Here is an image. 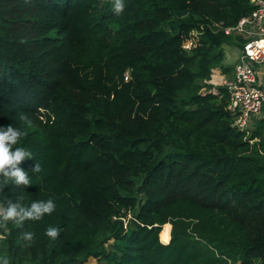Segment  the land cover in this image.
<instances>
[{
  "label": "trees",
  "instance_id": "obj_1",
  "mask_svg": "<svg viewBox=\"0 0 264 264\" xmlns=\"http://www.w3.org/2000/svg\"><path fill=\"white\" fill-rule=\"evenodd\" d=\"M124 4L116 15L111 0H0V127L25 132L14 147L32 154L21 164L32 184L6 186L0 204L21 194L25 206L56 204L42 221L10 222L0 255L264 264V117L237 129L226 89L203 82L223 68L225 45L241 42L223 27L253 5ZM193 30L199 41L185 50ZM24 231L36 234L31 247Z\"/></svg>",
  "mask_w": 264,
  "mask_h": 264
},
{
  "label": "built area",
  "instance_id": "obj_2",
  "mask_svg": "<svg viewBox=\"0 0 264 264\" xmlns=\"http://www.w3.org/2000/svg\"><path fill=\"white\" fill-rule=\"evenodd\" d=\"M250 2L253 9L248 14L242 15L234 25L223 27L225 34H234L241 39V50L236 56L233 71L221 85L228 94L226 109L232 116V125L242 131H247L252 121L264 115V88L254 69V64H264V0ZM198 41L199 33L193 30L183 40L182 47L190 50ZM127 78L128 73H125ZM6 232L8 226L6 231L0 229V237H4ZM228 263L231 264L230 260Z\"/></svg>",
  "mask_w": 264,
  "mask_h": 264
},
{
  "label": "clouds",
  "instance_id": "obj_3",
  "mask_svg": "<svg viewBox=\"0 0 264 264\" xmlns=\"http://www.w3.org/2000/svg\"><path fill=\"white\" fill-rule=\"evenodd\" d=\"M111 5L116 15H120L125 8L124 0H111ZM25 134L12 125L0 127V192L9 185L23 189L32 184L29 174L21 167L22 162L32 158V154L23 147H14ZM31 171L41 172V165L36 162ZM23 201L24 196L21 194L15 200L9 199L6 206H0V229L6 231L10 222L22 227L27 221H42L56 210V204L51 198L46 201L34 200L30 206H25ZM59 234L60 229L57 227L50 226L45 230V235L51 241L57 240ZM35 238L36 234L30 231L20 235L24 247H31ZM0 264H11V261L7 255H0Z\"/></svg>",
  "mask_w": 264,
  "mask_h": 264
},
{
  "label": "rangeland",
  "instance_id": "obj_4",
  "mask_svg": "<svg viewBox=\"0 0 264 264\" xmlns=\"http://www.w3.org/2000/svg\"><path fill=\"white\" fill-rule=\"evenodd\" d=\"M240 50H241V44L237 45L236 42L225 45V55L222 62L223 68L220 67L216 68L211 73L210 77L203 82L215 87L221 86L222 80L225 79L230 73H232L233 65L236 60L235 58L237 54L240 52ZM254 69L256 71L257 78L259 81L260 77L264 75V64L263 63L254 64ZM260 81H263L262 77ZM130 216H131V212H128L127 215L124 218H122V220H124V223H126L127 219L130 218ZM81 264H111V261L109 260V258H105V257L99 259L95 257H89L85 262Z\"/></svg>",
  "mask_w": 264,
  "mask_h": 264
},
{
  "label": "water",
  "instance_id": "obj_5",
  "mask_svg": "<svg viewBox=\"0 0 264 264\" xmlns=\"http://www.w3.org/2000/svg\"><path fill=\"white\" fill-rule=\"evenodd\" d=\"M184 14H186V11H179L180 16H183ZM261 77L263 78V81H261V85L264 88V75H262ZM263 117H264V115H263Z\"/></svg>",
  "mask_w": 264,
  "mask_h": 264
},
{
  "label": "crops",
  "instance_id": "obj_6",
  "mask_svg": "<svg viewBox=\"0 0 264 264\" xmlns=\"http://www.w3.org/2000/svg\"><path fill=\"white\" fill-rule=\"evenodd\" d=\"M236 59V58H235ZM235 63V62H234ZM231 75V73L227 76V77H229Z\"/></svg>",
  "mask_w": 264,
  "mask_h": 264
}]
</instances>
